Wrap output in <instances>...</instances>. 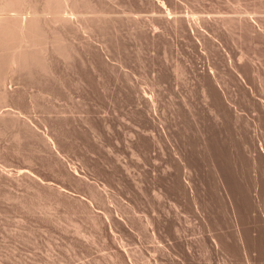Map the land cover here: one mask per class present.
I'll use <instances>...</instances> for the list:
<instances>
[{
  "label": "rangeland",
  "instance_id": "1",
  "mask_svg": "<svg viewBox=\"0 0 264 264\" xmlns=\"http://www.w3.org/2000/svg\"><path fill=\"white\" fill-rule=\"evenodd\" d=\"M60 1L0 0V264H264V0Z\"/></svg>",
  "mask_w": 264,
  "mask_h": 264
},
{
  "label": "bare ground",
  "instance_id": "2",
  "mask_svg": "<svg viewBox=\"0 0 264 264\" xmlns=\"http://www.w3.org/2000/svg\"><path fill=\"white\" fill-rule=\"evenodd\" d=\"M60 4L61 6L66 9L68 6L70 7L71 4H69V0H61L60 1ZM71 8V7H70ZM71 10V9H70ZM12 10H2V12H4L3 14H1L0 16H2L0 18V27H2V24L1 23H7L8 26H12L11 28H18L20 30H23V28H25L29 22L30 19L27 20H22L20 18H18L17 16H20V15H17V14H21V13H17L15 10V13L14 15H8V12ZM67 11V10H66ZM1 12V13H2ZM68 12V11H67ZM7 13V14H6ZM13 14V13H12ZM22 16V15H21ZM23 17V16H22ZM24 18V17H23ZM7 26V25H6ZM9 26V27H10ZM30 43L28 41H25V46H29ZM25 60V59H24ZM6 62H8V70L9 72L11 73L12 71L16 72L18 69L19 71V68L21 69V67H23V58H21V56H19L17 53H12V55L10 56V58L8 59V61L6 60ZM27 62V60H26ZM25 63V62H24ZM26 64V63H25ZM26 68V67H25ZM17 71V72H18ZM9 73V74H10ZM264 153V152H263Z\"/></svg>",
  "mask_w": 264,
  "mask_h": 264
}]
</instances>
